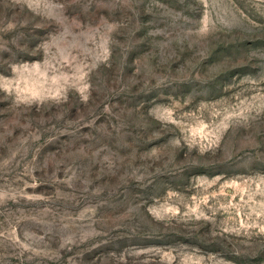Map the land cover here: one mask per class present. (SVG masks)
Wrapping results in <instances>:
<instances>
[{
    "label": "rangeland",
    "instance_id": "1",
    "mask_svg": "<svg viewBox=\"0 0 264 264\" xmlns=\"http://www.w3.org/2000/svg\"><path fill=\"white\" fill-rule=\"evenodd\" d=\"M0 264H264V0H0Z\"/></svg>",
    "mask_w": 264,
    "mask_h": 264
}]
</instances>
